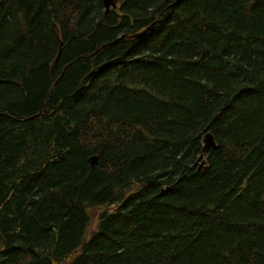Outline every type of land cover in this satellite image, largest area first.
<instances>
[{
  "label": "trees",
  "instance_id": "1",
  "mask_svg": "<svg viewBox=\"0 0 264 264\" xmlns=\"http://www.w3.org/2000/svg\"><path fill=\"white\" fill-rule=\"evenodd\" d=\"M0 264H264V0H0Z\"/></svg>",
  "mask_w": 264,
  "mask_h": 264
},
{
  "label": "water",
  "instance_id": "2",
  "mask_svg": "<svg viewBox=\"0 0 264 264\" xmlns=\"http://www.w3.org/2000/svg\"><path fill=\"white\" fill-rule=\"evenodd\" d=\"M120 0H102V5L104 8V14L109 10V9H115L116 3ZM140 35V34H138ZM136 35L135 37H137ZM122 37H119L117 40L121 39ZM116 40V41H117ZM201 143H202V148L200 151V155L197 158V161L201 160L200 164L198 167H201L204 164L203 156L207 152V150L211 149L214 147V141L212 139V136L208 133V126L203 130V136L201 138ZM88 163L90 167L95 166L96 164V157L91 156L88 158Z\"/></svg>",
  "mask_w": 264,
  "mask_h": 264
},
{
  "label": "rangeland",
  "instance_id": "3",
  "mask_svg": "<svg viewBox=\"0 0 264 264\" xmlns=\"http://www.w3.org/2000/svg\"><path fill=\"white\" fill-rule=\"evenodd\" d=\"M119 2H120V1H118V2L116 3L115 10H116V8L118 7ZM110 10H111V9H110ZM97 214H98L97 212H92V213H91L92 224H91V227H90L89 231H90L91 229H93V227H94L95 218H96Z\"/></svg>",
  "mask_w": 264,
  "mask_h": 264
}]
</instances>
